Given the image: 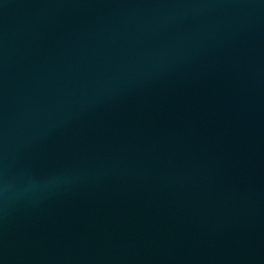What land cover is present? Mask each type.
<instances>
[{
  "label": "water",
  "instance_id": "water-1",
  "mask_svg": "<svg viewBox=\"0 0 264 264\" xmlns=\"http://www.w3.org/2000/svg\"><path fill=\"white\" fill-rule=\"evenodd\" d=\"M0 264H264V0H0Z\"/></svg>",
  "mask_w": 264,
  "mask_h": 264
}]
</instances>
